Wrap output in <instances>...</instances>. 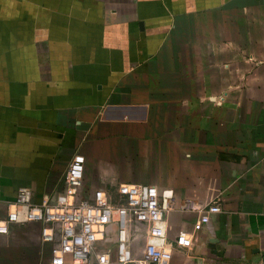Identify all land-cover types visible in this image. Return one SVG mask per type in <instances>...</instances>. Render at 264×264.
Returning <instances> with one entry per match:
<instances>
[{"label": "crops", "instance_id": "0c3cea01", "mask_svg": "<svg viewBox=\"0 0 264 264\" xmlns=\"http://www.w3.org/2000/svg\"><path fill=\"white\" fill-rule=\"evenodd\" d=\"M78 155L83 195H222L171 217L169 264H264V0H0V219ZM0 264H52L41 226L0 234Z\"/></svg>", "mask_w": 264, "mask_h": 264}, {"label": "built area", "instance_id": "2783aa9c", "mask_svg": "<svg viewBox=\"0 0 264 264\" xmlns=\"http://www.w3.org/2000/svg\"><path fill=\"white\" fill-rule=\"evenodd\" d=\"M84 168V157L75 156L61 185L41 203L30 188H20L0 219V234L12 225L39 224L52 264H169L175 250L171 217L194 214L208 223L223 209L222 195L208 202L181 200L154 185L130 182L83 195Z\"/></svg>", "mask_w": 264, "mask_h": 264}]
</instances>
